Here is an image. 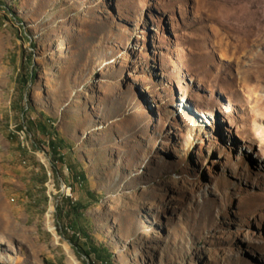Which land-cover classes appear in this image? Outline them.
Instances as JSON below:
<instances>
[{
    "label": "rangeland",
    "instance_id": "1",
    "mask_svg": "<svg viewBox=\"0 0 264 264\" xmlns=\"http://www.w3.org/2000/svg\"><path fill=\"white\" fill-rule=\"evenodd\" d=\"M73 201L114 264H264V0H0V264H88Z\"/></svg>",
    "mask_w": 264,
    "mask_h": 264
},
{
    "label": "trees",
    "instance_id": "2",
    "mask_svg": "<svg viewBox=\"0 0 264 264\" xmlns=\"http://www.w3.org/2000/svg\"><path fill=\"white\" fill-rule=\"evenodd\" d=\"M23 72H26V70L24 69ZM24 76L25 73H22L18 79L19 87H24ZM38 122L40 123L39 127L41 128V132L47 137V139L49 140V144L52 145V148L54 149V162L59 165H65L66 156L62 152L63 147L53 140V137L55 139L57 138L55 131L49 132L47 124L44 123L41 118H38ZM83 182H86V178L79 173L75 185L82 186ZM69 206L73 208L74 214L77 217V221L75 222L77 228L81 233V237L74 235L68 231L62 230L61 234L63 235V237H65L67 240H69V242L72 243L79 255L86 258L88 264H114L111 260V255L108 247L103 242L97 241L93 237H91L89 229L85 227V223L83 222L84 215L81 212V209L83 208L81 203H79V201H73V203Z\"/></svg>",
    "mask_w": 264,
    "mask_h": 264
},
{
    "label": "built area",
    "instance_id": "3",
    "mask_svg": "<svg viewBox=\"0 0 264 264\" xmlns=\"http://www.w3.org/2000/svg\"><path fill=\"white\" fill-rule=\"evenodd\" d=\"M72 189V187L71 188H69L68 190L70 191ZM69 195H71V191L68 193Z\"/></svg>",
    "mask_w": 264,
    "mask_h": 264
}]
</instances>
